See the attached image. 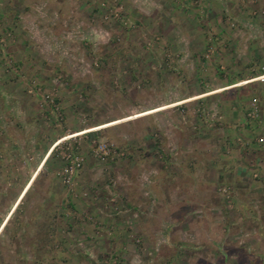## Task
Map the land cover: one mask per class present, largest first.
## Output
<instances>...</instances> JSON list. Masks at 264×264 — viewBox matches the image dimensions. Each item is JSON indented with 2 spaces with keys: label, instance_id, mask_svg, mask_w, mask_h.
I'll return each instance as SVG.
<instances>
[{
  "label": "rangeland",
  "instance_id": "rangeland-1",
  "mask_svg": "<svg viewBox=\"0 0 264 264\" xmlns=\"http://www.w3.org/2000/svg\"><path fill=\"white\" fill-rule=\"evenodd\" d=\"M262 76L264 0H0V264H264Z\"/></svg>",
  "mask_w": 264,
  "mask_h": 264
},
{
  "label": "built area",
  "instance_id": "built-area-1",
  "mask_svg": "<svg viewBox=\"0 0 264 264\" xmlns=\"http://www.w3.org/2000/svg\"><path fill=\"white\" fill-rule=\"evenodd\" d=\"M258 115V108L256 105V100L253 99L251 107L247 112V116L251 119H256ZM264 139H259V142L264 144ZM94 154L100 160H104L109 154L108 149L105 144H97L94 148ZM64 160V166L62 170L58 173L61 177L63 183L68 184L73 176V173L80 167L82 158L77 153L67 152L62 155Z\"/></svg>",
  "mask_w": 264,
  "mask_h": 264
},
{
  "label": "crops",
  "instance_id": "crops-1",
  "mask_svg": "<svg viewBox=\"0 0 264 264\" xmlns=\"http://www.w3.org/2000/svg\"><path fill=\"white\" fill-rule=\"evenodd\" d=\"M260 73H261V72H260ZM258 76H261V74L258 75ZM263 77H264V76H262L261 79H263ZM256 81H258V80H254V82H256ZM247 83H250V82H247ZM238 86H239V84L234 83V84H231V85H229V86H224V87H222V88H221V87H220V88H217V89H215V90L213 89V90H210V91H205V92L199 94L198 97H193V98H190L189 100H194V99H196V98H197V99H202V98H206V97H209V96H212V95H217V94H220L222 91H227V90H229V89H234V88H236V87H238ZM244 86H246V83H243V84H242L241 86H239V87H244ZM175 100H176V99H175ZM180 100H182V99H180ZM180 100H178V99H177L176 101H174V100H170V102H179ZM173 107H174V106H172V107H168L167 105L159 106L157 109L148 110V111H145V112H142V113H139V114L131 115V116H129V117L123 118V119L118 120V121L109 122V123L104 124V125H102V126L96 127L95 129H98V128H105V127L111 126V125L116 124V123H120V122H124V121H128V120L136 119V118H139V117L144 116V115H150V114H152V113H158V114H159V113H162L163 111H165V110H167V109H169V108H173ZM255 129H256L257 132H258V131H260L259 129H261V126L258 125ZM255 129H254V130H255ZM238 130H243V129H238ZM244 130H245V129H244ZM243 132L247 133L246 131H243ZM38 170H39V169H38ZM35 174H36V172H35ZM35 174L31 177L30 181L26 184V187L23 189V193L26 192V190L28 189V187H29V185H30V182L33 181V178H34Z\"/></svg>",
  "mask_w": 264,
  "mask_h": 264
},
{
  "label": "trees",
  "instance_id": "trees-1",
  "mask_svg": "<svg viewBox=\"0 0 264 264\" xmlns=\"http://www.w3.org/2000/svg\"><path fill=\"white\" fill-rule=\"evenodd\" d=\"M249 88H251V85H248L246 87H239L237 90V92H240V91H244V90H248ZM236 98V95L234 96ZM33 183V182H32ZM32 183L30 184V186L32 185Z\"/></svg>",
  "mask_w": 264,
  "mask_h": 264
}]
</instances>
